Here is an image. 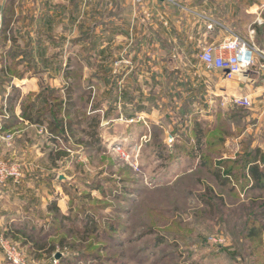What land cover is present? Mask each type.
Returning <instances> with one entry per match:
<instances>
[{
  "label": "rangeland",
  "instance_id": "1",
  "mask_svg": "<svg viewBox=\"0 0 264 264\" xmlns=\"http://www.w3.org/2000/svg\"><path fill=\"white\" fill-rule=\"evenodd\" d=\"M128 2L138 7L142 1L84 0L71 66L66 27L54 65L29 68L33 74L40 71L45 81L38 80L37 93L22 99L23 105L45 90L47 102H62L57 116L48 107L42 110L48 121L61 123L59 137L51 140L46 126L18 123L0 131V161L20 167V182L8 183L20 189L22 215L27 219L34 207V223L55 221L56 229L45 236L9 232L0 225V239L31 264H264V190H248L242 168L252 145L264 148V118L253 119L254 106L232 105L231 97L240 94L236 80L206 70L200 61L199 68L185 66V61L200 60L203 46L170 52L162 41L154 51L150 19L140 20L135 30L119 22L116 12ZM205 6L264 53V25L251 15L264 10V0H207ZM108 24L109 53L102 48ZM161 24L159 30H165ZM135 32L149 34L145 46ZM132 52L139 67L124 63L122 56L129 59ZM27 65L17 64V71ZM70 89L72 110L67 108ZM263 105V96L257 95L256 107ZM88 117L96 120L97 130L88 126ZM68 121H82L83 129L62 131V122ZM93 138L100 145L93 146ZM220 161H229L227 169L237 178L227 186L215 178ZM203 162L213 165L204 168ZM1 193L0 208L20 211L14 199ZM0 264H9L1 245Z\"/></svg>",
  "mask_w": 264,
  "mask_h": 264
},
{
  "label": "crops",
  "instance_id": "2",
  "mask_svg": "<svg viewBox=\"0 0 264 264\" xmlns=\"http://www.w3.org/2000/svg\"><path fill=\"white\" fill-rule=\"evenodd\" d=\"M11 0H0V20L2 23L10 24L9 35L12 36L8 41L0 44V75L3 77V83L6 84L0 91V118L2 113L6 115L14 114L19 119V124L35 126L29 124L21 118L22 106L24 99L31 94L37 93L38 91V80L41 82L45 81V77L41 76L39 72L33 74L29 68H40V66H53L56 62L54 60L55 52L60 51L63 45L58 42L59 36L61 37L64 28H68L69 43L64 44V47L69 46V54L66 61H69L72 57L76 56L78 47L77 36V15L80 12L81 4L84 0H13L12 7ZM134 1V0H133ZM207 0H142L138 7H135V3H123V7L119 9L117 17L119 22L127 25L128 28L135 26L139 29V25L145 19L149 21V34L142 32L139 35L135 32L134 36L140 37L142 46H145L147 37L151 44L149 46L155 51L159 50L158 47L162 41L165 43V50L170 52L178 51H199L201 46L206 44L217 45L224 40H227L233 32L229 26L223 24L218 15H215L213 11H206ZM215 3V2H214ZM10 7V8H8ZM8 9V11H7ZM6 10V11H5ZM252 11L253 16L258 17V24L264 25L263 9ZM142 20V21H140ZM140 23V24H138ZM165 24V30L160 29L158 24ZM213 24L215 27L212 31L208 30V26ZM109 25L103 31V44L102 48L107 49L108 53L112 52L110 48V28ZM141 29V27H140ZM121 30L118 29V43L117 48L119 54L122 48ZM141 32V30H140ZM72 35L75 40L72 42ZM58 37V38H57ZM74 39V38H73ZM124 44V43H123ZM126 44V43H125ZM141 47V46H140ZM163 48V47H162ZM144 49V48H143ZM72 51H75L72 52ZM126 53V51H125ZM129 59L124 56V63L132 62L139 67L136 61L135 54L132 52L129 54ZM62 59V58H61ZM200 60H190L189 64L185 61V66L200 67ZM28 62V65H27ZM136 62V63H135ZM191 63V64H190ZM24 66L27 65L26 69L18 72L22 74L19 76H4L1 70L4 65L7 66ZM203 65V64H202ZM17 66V67H18ZM203 68V66H201ZM260 62L257 65L259 70ZM41 69V68H40ZM194 70V69H193ZM220 73V72H219ZM222 74V73H220ZM149 75L152 77L153 71L150 70ZM145 76L144 74L142 75ZM235 91L239 92V95L249 96L254 101L255 112L251 113L254 120H260L264 118V105L261 108L256 107V96H263L264 100V73L256 74L251 78L237 79L234 83ZM15 88L16 90H14ZM47 91V90H45ZM38 97V96H37ZM41 100V101H40ZM38 102L43 103L41 98ZM258 100V99H257ZM261 102V101H260ZM259 109V110H258ZM2 126H0L1 129ZM37 127V126H36ZM32 164L31 162H29ZM32 167V165H31ZM36 176V175H35ZM28 178L32 177V174H28ZM34 177V176H33ZM37 177H46L44 175H38ZM2 190V191H1ZM15 185L8 183L7 185L0 186L1 192L5 193L9 200H13L15 206L18 209L10 211L4 207L0 208V225H4L5 229L9 232H13L14 229H22L27 219L34 222L36 219V210L34 207L29 211L27 216L22 215L21 209L24 208L23 203L20 202V193ZM12 196V198H11ZM18 198V199H17ZM32 204V203H31ZM35 204V203H34ZM33 206V204H32ZM14 211V212H13ZM37 221V220H35Z\"/></svg>",
  "mask_w": 264,
  "mask_h": 264
},
{
  "label": "trees",
  "instance_id": "3",
  "mask_svg": "<svg viewBox=\"0 0 264 264\" xmlns=\"http://www.w3.org/2000/svg\"><path fill=\"white\" fill-rule=\"evenodd\" d=\"M12 1L13 0H11L9 2V4L11 3L10 4L11 7H12V3H13ZM8 8H10V7H8ZM7 11H8V9H7ZM263 17H264V11H263ZM9 28H10V24L3 23V30L0 34V44L2 42L8 41V38L9 39L12 38V36H10L8 33ZM257 30H258V32L261 31L260 28H257ZM72 60H73V57L68 61L67 67L71 66ZM1 73L4 76L22 77V74L17 71V65H13V66L4 65L2 70H1ZM5 86H6L5 83L0 82V87H5ZM13 89L16 90L15 88H13ZM73 92H74L73 89H70L68 92L69 93V95H68L69 96V102L67 101V103H69V106L67 108L69 110H72L75 107V103L71 102ZM41 98L43 99V103L39 104L38 101ZM53 100H55V99H53ZM53 100H51V102L46 101V91H45L43 93V95L36 97L33 101L28 102L27 104H24L22 106V114H21V118H23V120L27 121L29 124H32V125H35L38 127L46 126L48 128L51 140L58 139L59 136H58L57 129L61 123L56 124V120H53V119L48 121L45 117L46 113L42 112V110H45V107H48L49 112H51L54 116H57L58 114H60V112L62 111L63 103L62 102L56 103V100L55 101H53ZM36 115H37V117H36ZM39 115H42V116L39 117ZM1 116L3 117V122H4V124L2 125V127L0 129L1 132H7L8 130H11L13 127H16L17 124L19 123L18 117H16L14 114L6 115L5 113H2ZM86 119H89L88 121L90 124L88 126H90V128L92 126H93L92 128H95L94 126L97 123L96 120L94 118H90V117H88ZM62 125L64 126V128L62 126V131L63 130H65V131L70 130L71 132H76L77 130L83 129L82 121L81 122L79 121L77 123L68 121L65 124H64V122H62ZM94 130H97V129L95 128ZM98 142L99 141H97V140H95V138H93V142H91V143L93 146L95 144H97V146H98V144H99ZM229 164H230L229 161H220L216 164V166H214L216 169L215 178L217 181H219L221 183L222 186H227L229 183H232V182L236 181V179H237L236 176H234V173L230 169H227ZM211 165H213V164L203 162L201 166L204 168H207L208 166L210 167ZM242 168L244 170V172H243L244 180L250 181V185H248V190H264V148H262L260 144L254 145V146L252 145V148H249V152L246 155V157L242 163ZM223 171H225V173H223ZM50 207H51L52 211L58 212V208L56 205L55 206L51 205ZM63 219H64L65 223L71 222V220H70L71 218L63 216ZM92 221H93V219L90 218L89 221L88 222L86 221V222L90 224V223H93ZM54 223H55V221L48 222L45 224V226H41V225L35 224L34 222H31L30 219H27L25 224L22 226V229L23 230H29L31 233L36 234V235L45 232V236L46 235L49 236V234H50L49 232L51 231L50 229H53V230L56 229V225ZM39 226L41 227V229L39 228ZM86 230H89V225L85 226V231Z\"/></svg>",
  "mask_w": 264,
  "mask_h": 264
},
{
  "label": "built area",
  "instance_id": "4",
  "mask_svg": "<svg viewBox=\"0 0 264 264\" xmlns=\"http://www.w3.org/2000/svg\"><path fill=\"white\" fill-rule=\"evenodd\" d=\"M134 1L140 3L142 0ZM213 29V24L208 26V30ZM2 30L3 23L0 20V34ZM200 61L206 70L221 72L227 81L248 79L259 74V71L264 73V53L262 54L254 44L233 32L227 40L217 45L206 44L200 53ZM259 62V70H256ZM231 103L233 106L242 109H251L254 105L252 99L244 95H233ZM21 179L22 173L19 166H10L0 161V185L10 181L18 183ZM0 245L9 264H31L16 249L12 248L9 242L0 239Z\"/></svg>",
  "mask_w": 264,
  "mask_h": 264
},
{
  "label": "water",
  "instance_id": "5",
  "mask_svg": "<svg viewBox=\"0 0 264 264\" xmlns=\"http://www.w3.org/2000/svg\"><path fill=\"white\" fill-rule=\"evenodd\" d=\"M169 67L173 70L175 65H174V61L173 60H169ZM61 179V177H60ZM60 255H58L57 257L59 258Z\"/></svg>",
  "mask_w": 264,
  "mask_h": 264
}]
</instances>
